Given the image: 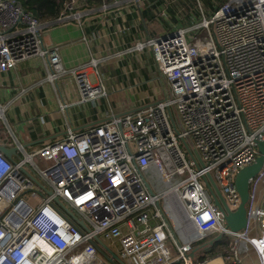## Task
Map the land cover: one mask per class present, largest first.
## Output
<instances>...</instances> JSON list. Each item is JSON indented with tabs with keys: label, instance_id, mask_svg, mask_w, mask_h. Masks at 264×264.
I'll use <instances>...</instances> for the list:
<instances>
[{
	"label": "built area",
	"instance_id": "2783aa9c",
	"mask_svg": "<svg viewBox=\"0 0 264 264\" xmlns=\"http://www.w3.org/2000/svg\"><path fill=\"white\" fill-rule=\"evenodd\" d=\"M59 1L58 16L42 20L17 0H0V72L37 56L45 80L54 85L71 75L81 100L94 99L104 91L84 69L99 59L66 67L44 30L155 4L156 16L174 27L122 53L152 49L169 94L81 131L68 127L65 137L31 151L17 143L15 159L0 151V264H111L95 237L125 264H201L190 256L193 244L218 234L228 239L233 263L264 264V165L250 181L238 231L204 181L210 176L236 210L235 175L264 140V0Z\"/></svg>",
	"mask_w": 264,
	"mask_h": 264
},
{
	"label": "crops",
	"instance_id": "0c3cea01",
	"mask_svg": "<svg viewBox=\"0 0 264 264\" xmlns=\"http://www.w3.org/2000/svg\"><path fill=\"white\" fill-rule=\"evenodd\" d=\"M144 7L138 14L125 10L118 18L114 13L93 12L79 20L54 22L44 30V42L59 45L66 67L99 59L97 65L84 69L90 84L104 91L94 99L81 100L71 75L60 77L54 85L45 80L44 64L37 56L0 72V148L9 151V159L20 154L17 143L31 151L65 137L68 127L81 131L152 105L169 94L152 49L122 53L136 40L174 27L156 16L155 4ZM121 25L125 31L119 30Z\"/></svg>",
	"mask_w": 264,
	"mask_h": 264
},
{
	"label": "water",
	"instance_id": "95a60500",
	"mask_svg": "<svg viewBox=\"0 0 264 264\" xmlns=\"http://www.w3.org/2000/svg\"><path fill=\"white\" fill-rule=\"evenodd\" d=\"M258 155L256 156L254 162H252L249 165H246L238 170V172L235 175L234 178V185L236 190L239 193L240 196V202L236 210L231 211L229 210L222 194L220 193L219 189L213 182L212 178L209 176V180L204 179L206 183V187L213 199L214 204L216 207L222 211L224 220L228 227L232 229L233 231L241 230L245 227L246 223V203L249 199V191H250V181L252 178H254L262 169L264 165V140L257 141L256 143ZM1 152L7 157L9 156V151L6 148H0ZM188 152L191 154L190 150L187 148ZM146 187L150 193H153L151 187L148 183H146ZM58 201V199H55ZM75 218V217H74ZM79 224L82 225V227L87 228L85 224L79 220ZM170 230L174 236V238L177 237L175 235V232L173 228L169 225ZM96 241L106 249L107 252H105L101 247L96 245L97 250L100 252V254L111 264H125L118 255H116L112 250H110L99 238L95 237ZM221 238V235L218 234L208 241H205L201 243L198 246H195L192 248V251L190 252V256H194L197 253V250L201 247L207 248V245H211L214 241ZM201 264H221L220 260H214L211 262H208V260L203 261Z\"/></svg>",
	"mask_w": 264,
	"mask_h": 264
},
{
	"label": "trees",
	"instance_id": "16d2710c",
	"mask_svg": "<svg viewBox=\"0 0 264 264\" xmlns=\"http://www.w3.org/2000/svg\"><path fill=\"white\" fill-rule=\"evenodd\" d=\"M24 8L31 11L38 19H52L58 16L60 11V1L59 0H17ZM203 243V242H202ZM201 242L194 245L198 246ZM227 244L228 239L221 236L220 239L214 241L211 245H207V248L201 247L197 250L196 255L201 260H207L208 255L213 257L217 256L220 251L223 250L222 256L224 259V264H238L233 263L231 259L227 256ZM201 254V255H198Z\"/></svg>",
	"mask_w": 264,
	"mask_h": 264
},
{
	"label": "rangeland",
	"instance_id": "374dc122",
	"mask_svg": "<svg viewBox=\"0 0 264 264\" xmlns=\"http://www.w3.org/2000/svg\"><path fill=\"white\" fill-rule=\"evenodd\" d=\"M183 4H184V2H180V3L177 5V7L182 9V7L184 6ZM196 20H198V19H195V21H196ZM166 216H167V218H168V220H169V223H170V225H171V227H172V220H171V218H170L167 214H166ZM212 237H214V235H209V236H207L204 240H202V242L208 241V240L211 239ZM202 242H201V243H202ZM170 243H171L172 245H174L172 240H170ZM196 244H198V243H194L193 245H196ZM222 252H223V250L220 251V252L218 253V255L215 256V257H220V258H222V257H223V256H222ZM198 255H201V254H198ZM221 256H222V257H221ZM215 257H213L212 255H208L206 259L209 261V260H211V258L213 259V258H215Z\"/></svg>",
	"mask_w": 264,
	"mask_h": 264
},
{
	"label": "bare ground",
	"instance_id": "6f19581e",
	"mask_svg": "<svg viewBox=\"0 0 264 264\" xmlns=\"http://www.w3.org/2000/svg\"><path fill=\"white\" fill-rule=\"evenodd\" d=\"M175 210L176 212L179 214V208L177 206H175ZM173 216V215H172ZM220 260V262L222 261L220 257H215V258H211V260H209L208 262L214 261V260Z\"/></svg>",
	"mask_w": 264,
	"mask_h": 264
}]
</instances>
